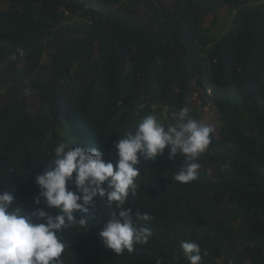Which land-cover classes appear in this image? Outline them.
Here are the masks:
<instances>
[{
    "label": "trees",
    "instance_id": "1",
    "mask_svg": "<svg viewBox=\"0 0 264 264\" xmlns=\"http://www.w3.org/2000/svg\"><path fill=\"white\" fill-rule=\"evenodd\" d=\"M0 1L6 3L0 8V60L23 49V58L34 61L28 74L39 103L17 91L0 101V188L13 191L30 212L39 207L32 203L38 195L35 176L58 143L94 145L105 161L115 159L118 136L153 115L155 106L153 116L167 127L168 116L174 119L189 105L195 86L210 89L221 124L219 136L210 133L198 157L197 179L174 180L185 157L169 159L167 147L154 160L141 159L137 193L128 207L152 216L149 242L159 235L162 248L151 254L148 242L131 264H189L184 241L200 246L201 264H264V3ZM68 11L84 19L65 23ZM221 13L230 25L216 31ZM55 44L46 80L35 67ZM11 64L6 71L20 78ZM5 81L0 78V84ZM188 115L199 121L200 108L188 109ZM83 234L79 226L62 233L73 253L82 243L80 264H123L122 256L93 249Z\"/></svg>",
    "mask_w": 264,
    "mask_h": 264
},
{
    "label": "clouds",
    "instance_id": "2",
    "mask_svg": "<svg viewBox=\"0 0 264 264\" xmlns=\"http://www.w3.org/2000/svg\"><path fill=\"white\" fill-rule=\"evenodd\" d=\"M17 52L21 57L25 54L23 49ZM16 59V54L9 56V60ZM212 132L211 126L181 109L167 127L153 115L142 118L133 131L118 136L113 145L116 158L108 161L103 159L102 148L94 145L58 143L45 170L34 179L38 195L32 203L39 207L29 212L13 191L0 188V264H80L82 243L75 254L66 236L62 238L64 231L76 226L83 228L82 237L85 235L93 249L102 247L112 255L122 256L123 264L136 262L152 235L147 226L152 216L128 207L130 198L137 193L141 159L154 160L166 147L169 159L181 153L185 162L174 180L192 182L201 167L198 157L210 144ZM69 184L75 190H70ZM49 209L55 214H50ZM158 241L159 235L150 240L151 254L162 248ZM181 249L189 264H201L197 243L184 241Z\"/></svg>",
    "mask_w": 264,
    "mask_h": 264
},
{
    "label": "rangeland",
    "instance_id": "3",
    "mask_svg": "<svg viewBox=\"0 0 264 264\" xmlns=\"http://www.w3.org/2000/svg\"><path fill=\"white\" fill-rule=\"evenodd\" d=\"M170 3L172 0H166ZM249 4L257 5L260 3H264V0H249ZM6 7V3L3 1H0V8ZM226 16L224 14H218L216 18V31L218 29L222 30L223 28H227L230 25V19L225 18ZM81 19H84L83 15H80L76 12H66L65 13V23H74L76 21H79ZM211 20V17H208L207 20H205V24H209ZM70 27V26H69ZM59 44L53 45L51 48H48L43 53L42 57L40 58L37 66L35 67L38 72V74H41L46 80L50 78L49 71L53 70L54 68V61L52 60L51 55L49 52H54L55 47ZM11 60L3 59L0 60V78H5L6 81L2 84H0V101L7 99L9 92L17 91L20 95H24L26 97V100L36 107H38L37 104V96H36V89L32 87V84L30 82L29 76V70L34 66V61L26 60L25 58L21 56H17V59L14 60L15 70L17 71V74L20 75V78H16L11 75H9V71H6V67L10 69L12 66ZM49 70V71H48ZM46 71V73H45ZM195 81H192L191 84L193 85ZM195 86V85H194ZM210 89H207V92H203L202 89L198 88L197 86L194 87L191 95L189 96V105L185 109H190L192 107H199L200 108V115H199V121L201 123H204L206 125H209L213 128V135L215 137L219 136V128H220V120L218 118V115L214 109V105L212 104L210 100ZM158 106H155L153 109L152 114L156 115V109ZM167 113L165 110V106H162V116L166 117ZM171 118L170 124L174 122V119L172 115L168 116ZM207 169L209 171H212L213 166L211 164L207 165ZM220 263H222V258L219 259ZM248 264V261L246 262Z\"/></svg>",
    "mask_w": 264,
    "mask_h": 264
}]
</instances>
